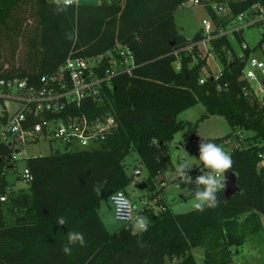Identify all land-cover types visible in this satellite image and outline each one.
<instances>
[{"label": "trees", "instance_id": "1", "mask_svg": "<svg viewBox=\"0 0 264 264\" xmlns=\"http://www.w3.org/2000/svg\"><path fill=\"white\" fill-rule=\"evenodd\" d=\"M187 1L73 2L57 12L51 0H0V80L28 78L38 84L70 55L96 56L119 43L134 54L132 71L115 75L101 100H89L81 109L89 115L110 113L117 120L118 126L96 146L25 158L32 180L14 190L8 173L16 160L11 147L0 141V264H234L245 243L263 234L264 97L253 89L244 92L246 61L227 36L212 41L222 64L220 78L200 82L207 60H195L197 46L184 48L205 36L202 30L193 37L180 33L174 16ZM255 1H229L231 12L225 18L202 6L226 26ZM234 40L241 45L243 31ZM20 45L23 55L17 58ZM257 48L244 49L245 57ZM107 65L106 60L103 67ZM199 102L205 112L198 120L178 118ZM212 115L225 117L232 127L215 143L228 142L235 130L252 132L230 153L229 170L237 174L239 190L228 200L225 190L218 193L214 209L174 214L161 198L165 180L160 179L171 163V143L181 131L195 139L200 121ZM131 152L148 169L145 189L158 207L146 204L137 212L148 218L142 235L133 232L134 222L111 232L99 214L103 201L110 203L119 190L126 193L134 181L126 169ZM98 182H105L99 194L93 190ZM61 215L67 220L64 226L56 224ZM69 231L83 233L86 247L77 244L66 255L61 249ZM196 247L204 249L200 263Z\"/></svg>", "mask_w": 264, "mask_h": 264}, {"label": "built area", "instance_id": "2", "mask_svg": "<svg viewBox=\"0 0 264 264\" xmlns=\"http://www.w3.org/2000/svg\"><path fill=\"white\" fill-rule=\"evenodd\" d=\"M229 1L231 0H189L194 5H209L222 18L231 12ZM251 27H259L262 31L261 40L255 46L244 41L240 45L242 52H236L246 61L243 77L247 87L244 92L248 93L253 89L261 98L264 97V0L255 1L226 26L215 22L211 16L204 19L200 30L205 37L188 44L184 49L193 51L197 46L199 52L195 60L206 59L208 62V56L215 53L213 39L222 36L235 39L236 32L244 33L245 29ZM257 46L246 58L243 50ZM202 48L205 49L204 52L200 51ZM212 57L215 59L214 55ZM106 60L109 65L103 67ZM133 67V52L119 43L114 50L96 56L70 55L54 73L42 75L38 84L30 83L28 78L1 79L0 141L11 147L13 160L16 157L24 160L37 156V153L27 150H34L41 145L47 146L50 150L47 153L96 146L118 126L117 120L110 113L89 115L81 109L89 100H101L104 86L110 85L111 79L118 73H130ZM221 73L222 69L210 72L205 67L200 82L204 83L210 76L219 79ZM260 157V164L264 166V151L260 153ZM201 174L196 172L195 176ZM21 177L27 184L31 182L29 168L24 166ZM134 177L138 178L137 175ZM116 193H122L130 201L129 206L121 208L119 212L111 200ZM114 194L110 197V202L115 218L127 224L133 223L138 215L134 203L123 190ZM5 199V196L1 197L2 201Z\"/></svg>", "mask_w": 264, "mask_h": 264}, {"label": "rangeland", "instance_id": "3", "mask_svg": "<svg viewBox=\"0 0 264 264\" xmlns=\"http://www.w3.org/2000/svg\"><path fill=\"white\" fill-rule=\"evenodd\" d=\"M103 0H81V2H89L93 4L101 3ZM122 1V0H117ZM175 22L180 33L188 37H193L200 29L201 24L204 19L209 18V13L206 8L202 5H194L187 1L174 12ZM243 37L245 42L250 46H255L262 37V31L259 27H251L244 30ZM236 51L238 53L242 52L240 44L234 39H231ZM23 45H20L18 51V56L23 55ZM204 48L200 51L204 52ZM6 55L7 52H4ZM215 59H213V56ZM212 56H208L209 60L207 62V68L211 72H217L222 69V64L219 61L216 53H212ZM8 65V64H7ZM6 65V66H7ZM179 66V62L175 63ZM2 103L0 102V109ZM205 112L204 105L199 102L195 106L182 112L178 118L180 120L196 121ZM232 131V127L228 123L225 117L220 115H212L208 118L200 121L199 128L197 132V139H193L190 134L185 131H181L175 135L174 141L172 142L170 148V159L171 163L168 169L163 173L165 178L160 177L166 184L161 192V198L164 203L170 208L172 213H182L191 210V204L194 200V196L191 194L190 189H195V184H188L182 181L176 175V168L180 163L188 161L193 167L189 170V175L192 180H195L194 173H191L196 169V172H208L209 169L205 168L204 165L198 160L199 149L198 144L204 138L208 142L215 143L214 140L219 137L226 136ZM252 132L243 133L240 130H235L233 134L228 138V142L223 141L220 143H215L220 145L224 151L231 153L232 149L237 142L242 141L246 136L251 135ZM37 153L36 155L46 154L50 150L47 146H37L34 150H27ZM28 153H25L27 155ZM126 169L131 174L137 175L138 178H134V181L126 188V193L129 199L135 204L136 211L138 212L146 204L157 209V201L149 200L148 195L151 193L149 189H138L136 184L138 182L144 181V178L148 176V169L145 165L139 163V159L136 153L131 152V154L126 158ZM25 166V161L23 158L16 157V167L15 170L9 172V178L14 181L17 187H26L27 183L24 182L21 177V171ZM18 177V178H17ZM159 180V178H158ZM160 185V182H158ZM156 203V204H155ZM108 201H103L101 204L100 212L104 217L105 224L111 232L120 229L125 225L124 222L119 221L115 218L113 211L110 210ZM261 223L264 228V216L261 217ZM193 253L197 261L200 263L203 260L204 249L201 247L193 248ZM234 264H264V231L261 236L258 234L249 239L239 254L234 256Z\"/></svg>", "mask_w": 264, "mask_h": 264}, {"label": "clouds", "instance_id": "4", "mask_svg": "<svg viewBox=\"0 0 264 264\" xmlns=\"http://www.w3.org/2000/svg\"><path fill=\"white\" fill-rule=\"evenodd\" d=\"M74 0H51L56 6L57 12L66 11L67 7L72 5ZM198 160L209 169L208 172H202L195 180L189 175V170L193 167L188 161L180 163L176 168V175L188 184H195V189H190L194 200L191 204V210L203 212L208 208H216L219 200L217 194L226 188L225 172L232 168L233 161L231 155L215 143L208 142L204 138L198 144ZM105 182H98L94 186V191L99 194L104 187ZM117 212L121 208H127L130 201L122 193H116L111 197ZM56 224L64 226L67 224L66 218L61 215L56 218ZM148 230V218L143 215H137L133 223V232L143 234ZM79 245L86 247V241L83 233L78 231H69L67 234V243L62 246V252L66 255L72 254V246Z\"/></svg>", "mask_w": 264, "mask_h": 264}, {"label": "water", "instance_id": "5", "mask_svg": "<svg viewBox=\"0 0 264 264\" xmlns=\"http://www.w3.org/2000/svg\"><path fill=\"white\" fill-rule=\"evenodd\" d=\"M225 177H226V188L224 191V197H225V200H228L239 190L238 176L235 172L231 170H227L225 172ZM146 186H147L146 181H141L136 184V187L138 189H144L146 188Z\"/></svg>", "mask_w": 264, "mask_h": 264}, {"label": "crops", "instance_id": "6", "mask_svg": "<svg viewBox=\"0 0 264 264\" xmlns=\"http://www.w3.org/2000/svg\"><path fill=\"white\" fill-rule=\"evenodd\" d=\"M74 2L80 3L81 0H74ZM82 3H89V2H82ZM197 138H198V137H197V134H196V139H197ZM173 141H174V140H173ZM173 141H172V142H173ZM196 141H197V143H198L199 139H197ZM171 145H172V143H171ZM194 175H195V173H194ZM161 177H162V178H165V177L163 176V174L161 175ZM195 177H196V176H195ZM134 178H135V177H134ZM14 184H15V183H14ZM164 184H166V182H165ZM26 187H27V186H26ZM13 188H14V190H17V189H21V188H24V187H17L16 184H15ZM110 204H111V202H110ZM100 208H101V206H100ZM109 208H110V210L113 211V213H114V210H113L112 205H111V206L109 205ZM99 214H100L101 218L103 219V221H104V223H105L104 217L102 216V213L100 212V209H99Z\"/></svg>", "mask_w": 264, "mask_h": 264}]
</instances>
